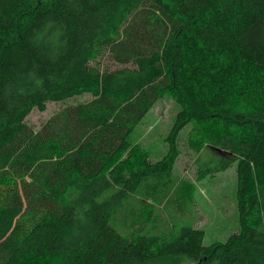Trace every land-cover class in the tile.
<instances>
[{
  "label": "trees",
  "instance_id": "16d2710c",
  "mask_svg": "<svg viewBox=\"0 0 264 264\" xmlns=\"http://www.w3.org/2000/svg\"><path fill=\"white\" fill-rule=\"evenodd\" d=\"M106 54L118 68L100 66ZM164 92L179 111L153 161L130 135ZM84 94L89 107L25 123ZM188 125V150L213 153L196 180L236 164L238 228L223 243L181 220ZM18 159L20 187L1 170ZM176 259L264 264V0H0V264Z\"/></svg>",
  "mask_w": 264,
  "mask_h": 264
},
{
  "label": "rangeland",
  "instance_id": "374dc122",
  "mask_svg": "<svg viewBox=\"0 0 264 264\" xmlns=\"http://www.w3.org/2000/svg\"><path fill=\"white\" fill-rule=\"evenodd\" d=\"M100 66L111 69L118 68L117 64L106 54L98 60ZM94 100L90 94L74 97L59 103H48L44 112L33 109L25 119V123L34 132L38 131L43 124L52 120L65 108L75 106H87ZM179 107L168 93H162L157 103L145 115L141 122L133 129L130 135V143L133 147L147 153L151 160L165 156L169 150L168 137ZM191 131V126H186L177 139V150L179 157L175 163V177L190 184L188 192L192 204L187 208L189 213L182 217L197 229L203 232V245L208 246L216 242H225L229 235L238 228L237 211V177L236 164L234 163L225 172L203 180H196L195 170L199 163L208 164L212 151L208 148L200 153H192L188 150L186 140ZM21 159L15 163L14 170L9 167L2 168L3 172L13 174L6 176L13 180L18 187L22 182H30L28 175H25V168L20 165ZM20 167V169H19ZM20 174V176H16ZM5 177V176H4ZM5 179V178H4ZM49 190V189H48ZM183 223H186L183 221ZM174 264H198L185 259H176Z\"/></svg>",
  "mask_w": 264,
  "mask_h": 264
}]
</instances>
